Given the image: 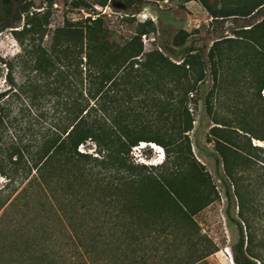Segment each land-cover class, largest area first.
<instances>
[{
	"label": "trees",
	"instance_id": "1",
	"mask_svg": "<svg viewBox=\"0 0 264 264\" xmlns=\"http://www.w3.org/2000/svg\"><path fill=\"white\" fill-rule=\"evenodd\" d=\"M196 1L213 20L247 17L264 6V0ZM25 10L22 6L16 19ZM147 24L153 28L151 22ZM12 31L23 46L22 67L27 65L29 70L26 79L18 83L11 76L13 64L8 62L9 86L0 90V140L6 144L1 149L0 174L7 180L6 186H19L13 200L29 205L43 199L38 212L64 218L70 212L50 205L60 195L56 185L74 188L79 196L94 186L104 191L102 198L115 196L112 208L119 205L120 214H129L132 221L123 225L122 240L162 238L159 243L168 249L179 239L185 248L176 254L175 264H202L215 250L212 243H202L204 238H194L193 216L217 192L213 184L210 189V175L191 151L189 132L194 119L189 103L206 77L207 62L213 87L220 86L214 53L221 39L213 41L206 60L199 49L189 46L182 61L176 63L157 50L143 52L140 39L148 32L146 24H140L137 33L120 44L101 15L65 20L54 27L47 47L36 43L34 35L42 38L45 29L34 13L27 16L21 29ZM237 35L256 50L260 91L264 87V18ZM188 37L189 33L180 29L172 42L183 46ZM48 113L47 126L42 127L40 119ZM216 123L209 130V140L221 158L225 176L237 184L243 173H251L253 150L261 146L252 145L245 135L246 148L239 150L229 139L225 124ZM89 141L95 145L96 155L78 150ZM139 142H153L164 149L161 171L148 172L143 164L134 163L130 151ZM77 157L91 163H79L74 160ZM257 183L261 188L258 194L264 196V181ZM237 194L242 210L243 198ZM240 213L250 230L249 218ZM176 225L190 232L176 235L171 230ZM71 231L79 235L77 227L72 226ZM248 238L232 246L236 264H257L259 256L247 245ZM29 255L28 251L21 258L27 256L28 260Z\"/></svg>",
	"mask_w": 264,
	"mask_h": 264
},
{
	"label": "rangeland",
	"instance_id": "2",
	"mask_svg": "<svg viewBox=\"0 0 264 264\" xmlns=\"http://www.w3.org/2000/svg\"><path fill=\"white\" fill-rule=\"evenodd\" d=\"M103 1L0 0V90L9 86L8 62L13 64L11 76L16 82H21L28 75L27 65L23 68L20 62L23 46L12 30L21 29L32 13L45 29L42 38L39 34L34 35L36 43L41 42L45 47L49 45L54 27L62 25L65 20L77 21L89 15H101L120 44L132 38L140 24H146L148 32L140 39L143 52L157 50L176 63L182 61L189 46L199 49L206 60L213 41L221 39L214 53L220 86L213 87L207 62L206 77L198 84V90L193 92L189 103L194 119L189 132L191 151L210 175V189L213 184L217 192L216 196L213 193L212 201L193 216L194 230L197 231L194 238H204L203 244L212 243L214 246L215 251L206 256L202 264H236L232 246L243 238L246 240L250 233L247 245L264 262V196L257 192L261 190L257 188V182L264 181V139L256 138H264V87L259 91L261 70H257L259 66L254 61L257 56L255 48L251 42L237 35V32L264 18V6L247 17L213 20L196 0H106L102 5ZM22 6L26 10L20 19H16ZM180 29L188 32L189 37L183 46H176L172 39ZM224 38L231 39L227 41ZM50 115L48 113L40 119L42 127L47 126ZM216 122L225 124L229 139L239 150L246 148L245 135L249 136L252 145L261 146L253 150L252 159L255 161L252 162L250 176L243 173L237 184L225 176L221 158L209 140V130ZM149 143L153 142H142L144 149L133 151L131 148L130 156L134 163L146 166L145 171L157 173L165 163L166 153L154 143L161 151L156 155ZM5 147V141L0 140V158L1 149ZM78 150L96 155L91 141L80 145ZM162 150L163 161L154 165L155 161L162 160L159 159ZM138 154L144 157L145 163H140L143 159L135 157ZM74 160L91 163L84 157ZM6 181L0 174V264H175L178 260L176 254L185 248L179 239H175L168 249L164 243H159L162 238L154 240L148 237L141 242L127 237L122 240L123 225L132 221L127 218L129 214H120L119 205L112 208L110 202L115 196L102 198L104 191L101 193L94 186H88L84 195L79 196L74 194V188L66 190L56 185L60 195L50 205L70 214L75 211L73 215L67 213L64 218H59L51 212H38L42 208L39 201L43 199L29 205L21 199L13 200L19 186H6ZM237 192L243 198L242 210ZM240 211L249 218L250 230L245 228ZM72 226L77 227L79 235L72 233ZM181 227L176 225L171 230L176 235L190 232L189 228ZM45 238L48 240L44 243H37ZM25 250L30 253L28 260L27 256L21 258ZM259 257L256 258L257 264L262 263Z\"/></svg>",
	"mask_w": 264,
	"mask_h": 264
},
{
	"label": "built area",
	"instance_id": "3",
	"mask_svg": "<svg viewBox=\"0 0 264 264\" xmlns=\"http://www.w3.org/2000/svg\"><path fill=\"white\" fill-rule=\"evenodd\" d=\"M144 148H146V147H144V146L142 145V142H139L137 145H135V146L132 147V150L134 151V150H137V149H144ZM135 157H137V159L140 157V158L143 159V160H140L139 162H140V163H145V159H144L143 156H141V154H138V155H136Z\"/></svg>",
	"mask_w": 264,
	"mask_h": 264
},
{
	"label": "clouds",
	"instance_id": "4",
	"mask_svg": "<svg viewBox=\"0 0 264 264\" xmlns=\"http://www.w3.org/2000/svg\"><path fill=\"white\" fill-rule=\"evenodd\" d=\"M161 149V148H160ZM161 152V151H160ZM159 152V153H160ZM160 155V154H159ZM162 158V160H160V161H155L154 163H161L162 161H163V159H164V153H163V150H162V157H160L159 159H161Z\"/></svg>",
	"mask_w": 264,
	"mask_h": 264
}]
</instances>
